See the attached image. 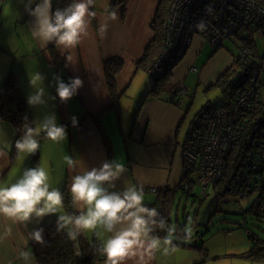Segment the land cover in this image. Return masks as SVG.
Segmentation results:
<instances>
[{
	"label": "crops",
	"instance_id": "0c3cea01",
	"mask_svg": "<svg viewBox=\"0 0 264 264\" xmlns=\"http://www.w3.org/2000/svg\"><path fill=\"white\" fill-rule=\"evenodd\" d=\"M160 2L127 0L125 11L121 12V7L113 9L115 0H95L91 10L96 16L92 18L89 34L72 52L75 58L73 69L72 66L65 67V56L68 53L62 55L55 45L51 47L52 44L42 48L32 37V18L24 11L21 0H0V90L6 75L12 73L27 103V97L33 91L29 86V77L35 72L44 75L43 83L38 86L45 87L47 103L38 107L27 105L36 121L54 112L57 122L67 126V138L57 144L40 137L37 165L44 166L49 172L52 187L66 190L70 199L72 175L82 173L85 168L99 166L105 160H116L126 168V172L116 182V188L110 190H122L125 184L143 186L144 203L150 207L156 202L154 207L157 210L158 202L164 201L149 190L172 191L182 180L185 166L180 157L181 148L196 114L190 118L192 103L187 105L188 102L179 101L171 87L165 90V86L173 84L178 87L181 81L191 75L193 68L196 70L198 85L212 86L232 64L233 57L222 47L216 50L212 47L214 50L207 59L200 58L201 48L206 41L196 36L186 55L172 70L171 78L162 92L156 96L151 95L154 82L136 64L153 39L151 22ZM112 10L117 11L118 19L110 21L106 34L101 36L98 31L100 24ZM112 59H119L123 63L115 78V86L120 95L118 111L111 108L112 96L104 74V63ZM56 74L61 75L65 82L75 76L84 81L83 88L67 103L60 102L58 97L54 99ZM72 116L78 118L77 127L71 124ZM97 116L107 138L106 145L95 123L94 117ZM0 128L3 129L0 133V149L4 152L0 156V185H7L15 182L23 170L29 167L33 155L16 156L13 161L10 151L15 137L14 130L6 121H0ZM64 155L72 156L81 164L69 171L63 163ZM65 209L64 206L61 212L67 213ZM54 220L55 215L45 217L39 225L35 221L27 227L24 224L11 225L12 235L0 242V264H24L19 258L20 250L34 254L28 233L34 227H43ZM236 223L233 221V224ZM10 224V221L0 217V233ZM248 233L251 234L245 232ZM227 235L233 237L234 234L228 229ZM247 240L248 247L244 246V240H240L241 245L213 255L204 245H201L203 250L176 246V251L169 256L157 253L150 264H216L217 261L228 260L229 264H264L250 261L244 256L251 247L250 239ZM95 243L100 244V238L93 233H83L78 238L79 255L72 246L76 259L81 257L80 249L86 251ZM103 261L104 257L101 256L95 264H103ZM32 264H38L35 254Z\"/></svg>",
	"mask_w": 264,
	"mask_h": 264
},
{
	"label": "clouds",
	"instance_id": "9594fccd",
	"mask_svg": "<svg viewBox=\"0 0 264 264\" xmlns=\"http://www.w3.org/2000/svg\"><path fill=\"white\" fill-rule=\"evenodd\" d=\"M24 11L32 18L30 31L32 37L39 42L42 48L49 44L56 46L65 56V67L75 69L73 50L88 36V29L96 13L91 10L94 0H71L61 8L53 7V0H21ZM207 11L211 14L212 9ZM118 19L117 11L107 13L100 24L99 34L104 36L109 22ZM195 27L206 31L203 20ZM45 77L35 72L29 77V86L33 91L27 97V104L31 107L45 105L47 93L41 85ZM56 97L60 102L67 103L79 89L83 88L84 81L79 77H70L67 82L59 74L54 76ZM73 127L78 126V118L71 117ZM23 133L15 140L14 147L17 156L36 155L39 151L40 137L61 143L67 138V126L57 122L56 114H46L41 120L29 121L24 118ZM3 129L0 128V133ZM4 155L0 149V156ZM63 163L69 171H73L81 161L70 155L63 156ZM126 168L116 160L102 161L99 166L85 168L82 173L72 175L70 184L71 203L75 213H63L64 194L58 187H52L50 174L42 165L25 168L15 182L0 185V217L10 221L3 233H0V242L12 235L11 225L28 224L33 221L37 225L48 216H56L55 227L57 233L63 231L68 240L73 242L76 254L79 255L78 238L83 233H93L100 238L97 249L104 257L103 264H150L157 253L169 256L176 251L174 239L178 231L181 238L190 239L193 232L191 217L183 229L169 224L155 207L144 203L143 186L125 184L122 190L116 188ZM59 213V214H58ZM157 230L166 232L162 238L156 235ZM44 228L34 227L29 238L42 247L47 245L44 238ZM19 258L24 264H32L34 254L21 249Z\"/></svg>",
	"mask_w": 264,
	"mask_h": 264
},
{
	"label": "built area",
	"instance_id": "2783aa9c",
	"mask_svg": "<svg viewBox=\"0 0 264 264\" xmlns=\"http://www.w3.org/2000/svg\"><path fill=\"white\" fill-rule=\"evenodd\" d=\"M208 8L212 9L211 14L207 11ZM165 10L160 51L145 69L155 82L177 66L196 36L208 42L215 50L221 48L225 40L235 45L238 54L233 57L227 80L245 76L244 68L257 70L264 66V58L257 60L252 51L255 37L264 38V0H168ZM201 20L207 26L204 32L195 27ZM253 59L258 61L255 65L252 64ZM192 70L196 71L194 68ZM258 87V84H252L246 91L247 96ZM175 93L182 98L187 96L188 90L178 86ZM247 96L239 98L233 104L232 111H204L194 117L189 126L180 157L185 166L184 174L191 173V178L196 174L195 185L204 196L207 189L219 182L224 175L225 158L234 141L238 140L240 126L246 120L242 116V105L248 99ZM260 153L262 173L254 184L238 174L228 191L230 195H240L242 198L258 192L256 201L259 209L264 210V150ZM252 166L254 170L258 169V166ZM179 188L186 190L188 185L180 182ZM149 191L158 193L156 189ZM248 192L251 193L247 194ZM163 205L164 203L158 202L161 215Z\"/></svg>",
	"mask_w": 264,
	"mask_h": 264
},
{
	"label": "trees",
	"instance_id": "16d2710c",
	"mask_svg": "<svg viewBox=\"0 0 264 264\" xmlns=\"http://www.w3.org/2000/svg\"><path fill=\"white\" fill-rule=\"evenodd\" d=\"M71 0H53V7H65L69 4ZM127 0H115L113 9L121 7L122 11H125ZM95 3V0H94ZM168 0H161L157 9L155 10L154 18L151 22V30L153 32V39L151 43L146 47V51L143 57L137 62L136 66L138 69L145 70L153 59V56L157 54L160 50L163 37V28H164V18L166 13ZM264 39V38H262ZM255 43V42H254ZM223 45V44H222ZM257 43H255V52L254 58L257 60L263 59L264 55L261 57L258 52ZM54 48V45L51 46ZM224 47V45L222 46ZM253 55V54H252ZM235 55H233L234 57ZM264 60V59H263ZM252 64H256L258 61L251 60ZM123 66L122 61L119 59L108 60L104 63V70L107 77V82L111 92L112 106L111 108L118 111V102H119V93L117 87L115 86V78L118 72L121 71ZM243 68V67H242ZM245 76L235 77L232 80H227L229 71L224 72L214 85L220 87L222 90L225 102L222 105L215 106L211 102H207L202 108L196 113V116L201 115L204 111L207 110H219V109H228L232 111L233 104L241 97L247 96L246 91L252 86V84H258L259 87L256 91L251 92L245 100V104L242 105L244 114L242 116L246 117V120L243 122L241 127V133L238 140L234 141L230 149L228 156L225 158V172L223 177L219 182L213 184L212 188L219 196L223 194H229V187L233 185L234 177L238 174H241L246 181L254 184L257 177L262 173V159L260 157V152L264 150V66L259 69L251 70L250 67L244 68ZM253 71V72H252ZM172 70H169L167 74L160 80L154 81L153 87L150 90V94L153 96L159 95L166 83H168L171 78ZM100 116V115H99ZM99 116L94 117L97 128L100 131V135L103 137L105 145L107 144V138L103 128L100 125ZM27 117L29 121L34 120L29 109L25 97L22 91L19 89L18 85L15 82V78L12 73L6 75L1 90H0V121L8 122L15 133L13 145L11 148V159L14 161L17 152L14 147L15 140L18 139L22 133L23 128L22 124L24 123V118ZM43 137V136H41ZM110 158V152H109ZM38 157L37 154L33 155V158L30 161L29 167L37 166ZM258 166L257 170L253 169V166ZM182 183H186L188 188L186 190L180 189L179 186L172 191H158V197L160 200L164 201V212L163 217L168 221L169 224H172V221L168 218L170 211V206L173 203V197L175 193H181L186 196H193L191 193L192 188L195 184V180L191 178V173L184 174L181 180ZM252 185V184H251ZM175 191V192H174ZM174 192V193H172ZM64 194V206L67 213H75L73 210V205L71 199L68 198L69 194L66 190H62ZM251 192H248L249 194ZM230 195V194H229ZM204 196V195H202ZM238 196L240 195H231ZM171 203V204H170ZM155 202L150 207L156 206ZM165 205L169 206V209H166ZM253 213L259 214L264 212V210L259 209L258 202L255 201L252 203L251 207L247 211H242L241 215ZM258 218H263V216H255ZM56 220L52 221L49 224L43 226L44 228V238L47 241L46 246H41L40 244L35 243L31 240L30 245L33 248L36 260L38 264H95L101 259V254L97 250L100 244H94L90 246L86 251L80 249L81 257L76 259L74 248L72 247V242L67 239L63 231L57 233L55 227ZM178 229H183V225L176 221L175 224ZM156 235L164 237L166 232L157 230ZM182 233L178 231L177 238L174 239L176 246L181 248H197L203 250L201 246L190 245L184 242L185 239L181 238ZM251 242V247L244 255L248 260L253 262H264V238L259 237L258 235L250 234L249 238ZM81 248V247H80Z\"/></svg>",
	"mask_w": 264,
	"mask_h": 264
},
{
	"label": "rangeland",
	"instance_id": "374dc122",
	"mask_svg": "<svg viewBox=\"0 0 264 264\" xmlns=\"http://www.w3.org/2000/svg\"><path fill=\"white\" fill-rule=\"evenodd\" d=\"M255 39L259 55L262 57L264 55V40L256 37ZM223 45L224 47L222 48L224 51L226 50L227 54H231V57L238 54L235 45L231 44L229 40H225ZM213 50L212 46L206 42L203 48H201L199 57L207 59ZM252 51L255 52L254 46ZM195 65L198 66L197 63H195ZM230 67L231 65L226 68V73L230 71ZM191 71V75L186 80L180 83L178 82L180 87H184L188 90L187 96L182 98L177 97L179 101L188 102L187 105L192 103L190 118L207 102H211L215 106L222 105L225 102L220 87L216 85H198L197 75L195 71ZM150 80L154 82L152 78H150ZM170 87L173 94H175L177 85L168 84L165 86V90L170 89ZM174 96L176 97V95ZM181 136L183 139L184 131ZM192 178L196 180V174L193 175ZM206 192V195L202 196L201 189L194 184L191 192L194 197L176 193V196H174L172 200L173 203L169 205L170 211L168 212V218L172 221L173 225H175L177 221L184 226L188 222L189 217L194 221L192 225V236L190 239L184 240L185 243L193 246L204 245L210 255H213L215 252H224L236 245H241L240 240H244V246L248 247L247 239L250 234L248 233L247 235L245 232H250L252 235H258L264 238V212L259 214L247 212V214L241 215L242 211H247L252 203L256 201L259 194L258 192H252L244 198L231 196L229 194L219 196L214 192L212 187H209ZM165 206L166 209H169L168 205ZM163 212L164 208L162 209V215ZM254 216H263V218ZM233 221H237L238 223L233 224ZM228 229L234 234L233 237L227 235ZM227 262L230 261H217L216 264H229Z\"/></svg>",
	"mask_w": 264,
	"mask_h": 264
}]
</instances>
